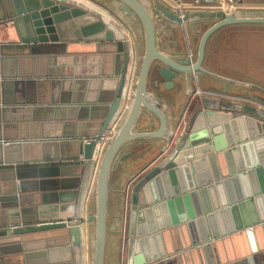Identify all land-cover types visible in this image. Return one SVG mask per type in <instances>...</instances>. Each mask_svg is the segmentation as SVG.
Wrapping results in <instances>:
<instances>
[{"label":"crops","instance_id":"obj_1","mask_svg":"<svg viewBox=\"0 0 264 264\" xmlns=\"http://www.w3.org/2000/svg\"><path fill=\"white\" fill-rule=\"evenodd\" d=\"M78 1L76 6L68 9L71 17L63 16L67 19L64 23L69 25L63 30L67 33L65 38L53 44L36 45L19 40L15 31L13 35H9L8 29L14 28L10 20V16L15 12L13 0H0V148L4 140H13L6 149L8 154L17 155L23 149L19 142L27 141L24 146L31 147L30 150L37 153L40 151V144L33 139L50 138L46 139L49 140L45 146L47 159L40 165L22 167L19 172L14 168H0V226L9 224L17 217L9 211L14 207L9 202L19 184V192L24 198L21 206L27 208L22 220L24 218L27 222H34L70 218L68 221L75 223L80 217L85 218L80 223V241L77 243L73 242V235L68 226L1 235L0 264H91L94 224L87 218L95 204V181L102 139L96 143L90 159L62 163H54L53 160L77 154L78 138L90 137L98 131L101 116L105 113V104L98 99L110 94V89L117 84L118 73L123 67L125 50L118 49L116 40L89 39L93 34L90 26L93 20L91 14L97 13L93 10L102 13L108 20L107 25L115 31L118 38L123 36L130 48L124 100L120 112L106 131L113 128L126 105L137 62L142 55V47L139 48L136 42L143 37L144 29L138 17L126 15L121 10L118 0ZM163 1L178 9L169 0ZM180 1L186 5L184 9L216 7L212 5V0H202L197 6H192L193 0ZM144 2L151 4V0ZM234 7L264 8V0H235L231 8ZM73 8L75 9L72 10ZM155 13L158 16V12ZM8 21L9 23H6ZM240 24L263 25L253 29L264 36V23L226 24L208 38L203 63L209 69L227 77L255 82L264 87V48H259V44H256L255 47L261 52L241 51L238 34ZM208 25L207 21L186 25L166 20L165 23H159L157 28L158 45L167 52H178L187 48L193 51L195 59L198 41ZM183 31H186L185 38ZM158 66L152 65L148 90L153 96L163 98V106L169 112L171 129L180 119L183 125L187 124L193 112V94H190V87L184 79L183 83L176 82L173 88H166ZM29 80L31 81L27 83ZM212 86L221 89L226 87L228 90L242 93L234 95L238 97H235L238 101L255 104L260 110L264 108V103H261L264 98L255 87L225 82L206 74H203L202 82L194 80L192 83L193 91H199L194 95L208 92ZM240 96L244 97L239 98ZM227 98L235 100L232 97ZM239 118L238 116L228 120L231 125L236 124L232 129L233 133H249L247 121L243 127ZM251 118V123L255 121L253 125L258 130L257 122L261 120L253 116ZM150 120L153 124L149 123ZM157 126L158 119L145 111L136 128L148 130ZM220 131L227 140L226 129L221 128ZM163 145L162 138L136 139L126 143L120 151L125 156L118 157L120 162L113 166L109 180L105 264L126 262L131 184L157 162L156 158L163 151ZM252 148L256 157L264 158V152H258L259 149L264 150V134L257 135V141ZM239 151L241 150H238L241 155ZM248 151L252 156L250 148ZM236 156V151H233L230 157L233 159ZM246 170L239 173H245ZM251 175H254L252 179H256L259 185L264 177V169L262 172L256 169ZM248 177L250 176L246 173L241 175L238 185L243 187L246 179L250 186L251 179ZM255 241L264 246L262 231L257 232ZM250 244L245 233L225 236L222 242L214 239L210 253L204 251V257L201 255L203 250L187 251L176 253L169 262L162 263L161 260L157 264H206L210 256L215 264H250L246 258ZM251 254L252 264H264V248Z\"/></svg>","mask_w":264,"mask_h":264},{"label":"water","instance_id":"obj_2","mask_svg":"<svg viewBox=\"0 0 264 264\" xmlns=\"http://www.w3.org/2000/svg\"><path fill=\"white\" fill-rule=\"evenodd\" d=\"M118 1L126 15L138 17L143 25L144 35L136 42L139 48L142 47V55L137 62L126 105L109 131L99 156L94 191L95 204L87 218L94 224L91 264H105L109 180L113 166L120 162L118 157L125 156L120 151L126 143L136 139L160 138L164 140V145L163 151L156 158L157 162L131 184L128 253L124 264H157L161 260L162 263L169 262L176 253L196 250L197 252L203 250L201 254L203 256L204 251L210 253L209 249L214 239L222 242L225 236H237L241 233H245L251 242L246 258L252 264L251 253L264 248L255 241L258 231H262L264 235V177L258 185L256 179H252L254 175H251L256 169L261 172L264 169V158L256 157V152L252 148L257 141V135L264 134V108L260 110L255 104L238 101L236 99L238 97L234 95L242 93H236L226 87L221 89L212 86L208 92L194 95L199 91H193L192 83L194 80L202 82L203 74L211 75L225 82L255 87L264 98L262 85L227 77L209 69L203 63L207 40L215 30L230 23H264V8H186L181 12L163 0H151V4L144 0ZM78 2V0H13L15 12L10 16V20L14 28H9L8 33L13 35L15 31L19 40L36 45L57 43L56 41L65 38L67 33L63 30L69 26L64 23L67 19L63 16L68 15L70 18L71 13L68 9L76 6ZM93 11L97 13L91 14L93 20L90 26L93 34L89 39L116 40L118 49L125 50L123 67L118 73L117 84L110 89V94L98 99L105 104V113L101 116L98 131L90 137L78 138L77 154L54 159V163L90 159L96 143L120 112L124 100L130 57L129 44L123 40V36L118 38L115 31L107 25L108 20L101 12ZM155 11L158 12V16ZM166 20L186 25H196L198 21L209 22L198 41L195 59L193 51L187 48L178 52H167L159 47L157 28L159 23H165ZM183 35L185 38L186 31H183ZM153 64L159 65L158 72L164 78L163 85L166 88H173L176 82L183 83L184 79L190 87V94L194 95H191L193 112L187 124L183 125L180 119L171 129L169 112L163 106V98L150 94L148 77ZM241 97L244 96L239 98ZM26 99L29 100V97ZM145 111L158 119L156 128L148 130L136 128L139 118ZM251 115L261 120L257 122L258 130L253 125L255 121L251 123L253 121ZM238 116L243 127L247 121L249 133L243 135L233 133L232 129L236 124L231 125L228 120ZM149 123L153 124V121L150 120ZM221 128L226 129L227 140L220 131ZM46 139L50 138L33 139L40 144V151L37 153L30 150L31 147L24 146L27 141H20L23 149L17 155L8 154L6 149V146L14 141L4 140L0 148V168H14L19 172L22 167L40 165L47 159L45 146L49 140ZM249 148L253 152L252 156L248 154ZM238 150H241L239 151L241 155ZM233 151H236L237 156L231 159ZM258 152L264 150L259 149ZM244 169H247L245 173L250 176L248 178L251 179V183L249 186L245 179L243 188L238 185V179L245 174L239 173ZM20 190L21 184L9 202L14 206L9 211L17 217L9 224L0 226V236L68 226L73 235V242L80 241V223L84 217H80L75 223H70L68 221L70 218L34 222H27L24 218L22 220L27 208L21 206L24 198ZM206 264H215L211 256Z\"/></svg>","mask_w":264,"mask_h":264},{"label":"rangeland","instance_id":"obj_3","mask_svg":"<svg viewBox=\"0 0 264 264\" xmlns=\"http://www.w3.org/2000/svg\"><path fill=\"white\" fill-rule=\"evenodd\" d=\"M245 24H256L261 22H244ZM239 46L243 52H261L255 47L259 44V48H264V36L259 34L253 28L262 27L263 25H239Z\"/></svg>","mask_w":264,"mask_h":264},{"label":"built area","instance_id":"obj_4","mask_svg":"<svg viewBox=\"0 0 264 264\" xmlns=\"http://www.w3.org/2000/svg\"><path fill=\"white\" fill-rule=\"evenodd\" d=\"M170 3H172V5H174L175 7H177L181 12L184 10V7H186V5L184 3H182L180 0H169ZM202 0H193L191 2L192 6L195 5H199V3H202ZM235 2V0H216L213 1L212 5L216 6V7H222V8H231L233 3ZM115 124V123H114ZM109 131H106L105 134L102 136V142H101V147H100V152H99V156L100 153L102 151V148L106 142V138L109 134Z\"/></svg>","mask_w":264,"mask_h":264}]
</instances>
